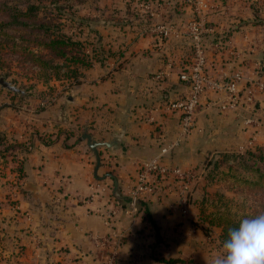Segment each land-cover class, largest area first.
Instances as JSON below:
<instances>
[{"label":"crops","instance_id":"crops-1","mask_svg":"<svg viewBox=\"0 0 264 264\" xmlns=\"http://www.w3.org/2000/svg\"><path fill=\"white\" fill-rule=\"evenodd\" d=\"M232 11L229 21L227 17L217 22L222 32L233 25L228 35L232 46L245 51L251 39L261 43L238 61L226 54L219 67L227 72L250 70L254 61H264V32L233 24L250 17L244 3L235 4ZM131 36L134 40L135 34ZM158 43L150 35L139 37L129 43L119 67L116 62L111 70L94 66L77 79L79 83L62 78L60 101L52 107L34 108L38 99L30 96L23 110H0V131L28 142L15 156L0 157V264H168L158 258L177 257L191 264H213L222 254L220 230L206 235L194 225L199 219L197 203H189L187 214L181 212L175 178L164 179L155 195L140 199L136 210L128 202L140 162L157 154L179 130L178 113L165 110V103L187 91L178 78L179 67L165 68ZM164 46L177 63L188 57V46ZM162 69L167 75L155 80L153 75ZM254 110L203 106L192 132L163 163L193 169L198 174L194 182L203 180L200 166L206 157L217 159L264 143V91ZM85 131L96 141L117 140L116 149L98 148L97 174L116 178L121 200L112 195L111 177H94L95 156L82 138ZM95 181L108 189L91 199ZM220 185L213 183L223 192ZM193 195L200 194L195 190ZM114 209L108 220L107 213ZM152 222L165 244L156 242Z\"/></svg>","mask_w":264,"mask_h":264},{"label":"built area","instance_id":"built-area-1","mask_svg":"<svg viewBox=\"0 0 264 264\" xmlns=\"http://www.w3.org/2000/svg\"><path fill=\"white\" fill-rule=\"evenodd\" d=\"M129 1L136 10L137 21L145 24L135 33V39L150 35L156 43L159 42L155 47L162 52L165 68L178 66V78L187 86L184 96L168 101L164 105L165 110L178 113L179 130L173 140L164 142L160 146L157 154L140 162L138 177L129 193V205L136 210L138 200L155 195L164 179L175 178L180 183L179 207L183 214H187L189 208L187 192L198 178V174L193 169L168 166L162 160L165 155L179 147L192 132L203 106L216 105L223 111L255 109L257 96L264 91V74L262 73L264 61H254V67L250 70L238 67L227 72L222 71L219 66L225 61L226 54L238 61V59L246 58L247 54L253 53L256 48H259L261 42L251 39L250 48L238 51L232 46L231 40L218 39L216 36L223 35L230 27H233L229 24L228 28L222 32L217 22L220 18L227 17L229 21V18L233 17L232 9L235 4L244 3L250 10L253 4L258 3V0ZM173 7L179 9L177 15L169 13ZM135 39L129 43H133ZM173 40L185 42L189 49L188 57L180 63H177L165 50L168 48L164 45ZM241 63H243L242 66L247 65L244 62ZM165 75H167L165 69H162L155 73L153 78L159 80ZM246 122H257V120L247 118ZM92 188L94 191L90 195L91 199L96 192L102 193L108 189L105 184L98 181L92 184ZM115 212L116 209L107 213L108 220Z\"/></svg>","mask_w":264,"mask_h":264},{"label":"trees","instance_id":"trees-1","mask_svg":"<svg viewBox=\"0 0 264 264\" xmlns=\"http://www.w3.org/2000/svg\"><path fill=\"white\" fill-rule=\"evenodd\" d=\"M85 1L2 0L0 2L2 5L0 6V15L2 16V23H0V78L2 76L7 78L9 75L10 66L4 60V56L10 54L16 46H20L16 42L19 40L20 43L25 41L29 45H25L23 50L28 53L30 67L43 73L44 82L52 78L56 80L72 78L75 83H79L77 79L94 66L111 70V63L116 62L115 68L119 67L125 57L124 52L128 49V43L133 38L131 35L141 30L145 24L137 21L138 15L129 0H124L122 5L115 0H105L104 11L102 15L97 14V16L78 14L79 9H75L76 5ZM98 1L90 2L92 8H98ZM254 5L256 4H253L251 8ZM171 12L173 15H177L179 9L173 7L169 13ZM103 13L107 16L104 14L103 17ZM108 27H112V30L106 33ZM245 27L248 28V25ZM231 29L232 27L223 35L216 37L222 40L227 39ZM8 43L11 48L9 52H5V45ZM166 44L169 47L175 44L176 47H182V49L187 47L183 41L173 40ZM262 73L264 74V67ZM28 95L27 90L23 95L15 94L0 85V110L8 106L13 108V106L1 102L2 97L14 100L17 97L25 99ZM18 139L14 136L8 137L0 131V157L7 154L15 156L17 152H22L28 142L27 139L21 141ZM201 180L194 182L190 192H187L189 203L194 202L198 205V217L202 216V206L208 200L209 195H212L207 191V185L213 180L206 174ZM195 190H198L200 194L197 198H194L193 195ZM220 197H222L221 194ZM139 204L140 200L137 201L136 206L139 207ZM205 218L208 222H195L194 225L198 226L206 235H210L215 228L219 229V239L222 245L228 238V230L237 228L241 220H235L224 216V214H217V212L208 214ZM152 224L155 228L156 242L165 244L155 222ZM158 261L168 264H191L179 257L158 258Z\"/></svg>","mask_w":264,"mask_h":264},{"label":"rangeland","instance_id":"rangeland-1","mask_svg":"<svg viewBox=\"0 0 264 264\" xmlns=\"http://www.w3.org/2000/svg\"><path fill=\"white\" fill-rule=\"evenodd\" d=\"M91 1L86 0L84 3L77 4L75 9H79L78 14L86 16L90 14L92 16H97V14L102 15L106 1L99 0L97 3L98 8H92ZM118 3H121L120 5L123 4L121 0ZM255 4L250 9V17L237 20L233 24L240 26L248 25V28L264 32V0H258V3ZM0 6H2L1 3ZM105 16L107 15L105 14ZM0 23H2L1 15ZM69 29L71 30V27ZM16 42L20 46H16L10 54L4 56V60L10 66L9 75L6 79L20 89L27 90L29 95L25 99L17 97L14 100H10L9 105L13 106V109L23 110L26 108L24 106H27L31 102L30 100L28 101V98L34 96L38 99L37 102L32 103L34 108H49L54 106L60 101L61 79L56 80L52 78L44 82L43 73L30 67L28 53L23 50L25 45L29 46L27 42L20 43V40ZM9 46V43L5 45V52L10 51L11 47ZM62 100H65V98ZM200 167L204 168V175L206 174L213 181L207 185V191L212 193V195H209L208 200L203 204V213L199 217L198 222H208L205 216L214 212L224 214V216L235 220L264 214V175H260L264 174V143L260 146L253 145L242 152L224 154L217 159H210L208 156ZM216 182L221 184L220 189L223 192L218 187L213 186V183ZM220 194L222 197H220Z\"/></svg>","mask_w":264,"mask_h":264},{"label":"clouds","instance_id":"clouds-1","mask_svg":"<svg viewBox=\"0 0 264 264\" xmlns=\"http://www.w3.org/2000/svg\"><path fill=\"white\" fill-rule=\"evenodd\" d=\"M213 264H264V214L242 218L237 228H230Z\"/></svg>","mask_w":264,"mask_h":264},{"label":"water","instance_id":"water-1","mask_svg":"<svg viewBox=\"0 0 264 264\" xmlns=\"http://www.w3.org/2000/svg\"><path fill=\"white\" fill-rule=\"evenodd\" d=\"M0 85L15 94H24L25 91L23 89H20L19 87H17L16 85H14L12 82L8 81L6 79V77L2 76L0 78ZM82 138L84 140H86V144L87 146L90 148V150L93 152L94 156H95V166H94V172L93 175L95 178L101 180L108 177H111L113 180V187H112V195L117 199V200H121L123 197L121 195V191H120V187H119V183L116 180V178L112 175V174H106L104 176H98L97 174V170L98 167L100 166L101 160H100V154H99V150L98 148L100 147H105V148H113L116 149L117 148V140H111V141H96L90 134H88L86 131L82 134Z\"/></svg>","mask_w":264,"mask_h":264}]
</instances>
